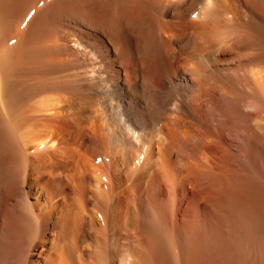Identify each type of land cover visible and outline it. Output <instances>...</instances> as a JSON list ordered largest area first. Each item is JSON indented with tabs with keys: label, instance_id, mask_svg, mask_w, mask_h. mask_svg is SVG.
<instances>
[{
	"label": "bare ground",
	"instance_id": "1",
	"mask_svg": "<svg viewBox=\"0 0 264 264\" xmlns=\"http://www.w3.org/2000/svg\"><path fill=\"white\" fill-rule=\"evenodd\" d=\"M0 264H264V0H0Z\"/></svg>",
	"mask_w": 264,
	"mask_h": 264
}]
</instances>
